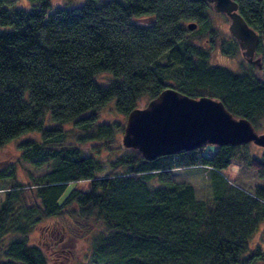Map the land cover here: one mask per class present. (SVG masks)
<instances>
[{"label":"trees","instance_id":"16d2710c","mask_svg":"<svg viewBox=\"0 0 264 264\" xmlns=\"http://www.w3.org/2000/svg\"><path fill=\"white\" fill-rule=\"evenodd\" d=\"M17 1L0 0V148L30 132L41 138L20 143L17 158L0 168V264H51L29 235L66 211L101 226L88 264H264V248L251 247L264 231V152L259 158L250 144H205L149 161L122 147L123 123L101 121L112 100L127 117L173 88L218 99L235 117L259 125L264 79L255 66L237 72L214 65L208 47L193 41L208 34L214 44L212 5L86 0L49 13L51 0H29L30 10ZM237 3L261 36L264 0ZM190 22L200 29L190 31ZM233 42L231 56L239 52ZM257 51H264L262 40ZM234 163L251 168L262 184L253 192L237 185L224 173ZM104 166L109 172L97 175ZM18 167L30 183L17 179ZM199 168L211 174L210 201L197 199L191 183L168 180L173 171ZM85 181L88 191L74 188L64 197L72 183Z\"/></svg>","mask_w":264,"mask_h":264},{"label":"water","instance_id":"95a60500","mask_svg":"<svg viewBox=\"0 0 264 264\" xmlns=\"http://www.w3.org/2000/svg\"><path fill=\"white\" fill-rule=\"evenodd\" d=\"M212 5L214 12L229 17V32L236 40L242 55L249 63L254 62L264 73L261 59L253 61L263 34L255 32L238 12L237 0H195ZM197 23L190 22L193 31ZM123 147L138 150L149 161L159 157L176 155L215 146H242L253 143L264 148V134L245 118L235 117L222 101L202 96L190 97L173 88H167L144 107L132 110L128 116L121 139Z\"/></svg>","mask_w":264,"mask_h":264},{"label":"rangeland","instance_id":"374dc122","mask_svg":"<svg viewBox=\"0 0 264 264\" xmlns=\"http://www.w3.org/2000/svg\"><path fill=\"white\" fill-rule=\"evenodd\" d=\"M86 0H51L53 8L49 11L51 13L55 7H74L79 6ZM17 8L23 10H30L32 8L29 0H18ZM210 22L212 30L217 35L215 42L211 46L210 35L205 34L202 40H198V35H193V41L196 44H204L205 47L211 51V63L214 65H220L228 67L234 71L240 72L242 68L246 66V62L239 50L235 56L229 54L227 49L228 43H234L232 35L228 30V20L226 16L221 13H216L212 8L209 11ZM188 23H186L187 25ZM198 26L194 30H199ZM193 30V31H194ZM227 41H224V40ZM243 65V66H242ZM256 68V67H255ZM255 73L257 76L264 78V74L259 72L256 68ZM180 78V77H176ZM97 81L101 85H107V75H98ZM146 103V102H145ZM115 100H112L102 111L101 121L106 120L109 122H121L126 124L127 117L122 116L114 109ZM145 105V104H143ZM144 107V106H143ZM258 134H264V119L260 121L259 125L255 127ZM34 133V134H32ZM123 132L119 135V142L122 145L121 139ZM41 138L40 133L30 132L26 133L15 140H12L5 146L0 148V168H7L12 161H14L19 152L20 143L28 140H36ZM251 151L259 158L262 157L264 148L259 147L253 143H249ZM123 147V145H122ZM125 148V147H123ZM126 149V148H125ZM210 149V148H209ZM205 153V152H204ZM208 154H211L209 151ZM236 162V161H234ZM109 167L104 166L101 172L97 175L103 176L109 172ZM42 170H34L35 175L42 174ZM224 173L229 176L230 179H235L236 184L243 189L253 192L254 189L262 184V179L251 168L246 166L240 167L237 163L232 164ZM17 179L22 183H30L29 175L20 167L17 171ZM169 181L174 182H187L194 186L197 199L203 201H210L212 197V184L211 174L207 169H191V170H176L168 176ZM158 184V183H157ZM90 182L72 183L64 194L66 197L70 191L74 188L88 191L90 189ZM3 187L2 184L0 188ZM4 198V193L0 191V200ZM101 226L94 218L84 219L78 215H73L66 211L64 214L58 217L42 220L34 231L29 235V241L33 244L40 246L49 257L51 264H88V257L90 255V248L92 242ZM263 227H260L255 237L252 240L251 247L255 248L257 245H261L264 248V231ZM42 242V243H41ZM48 243V244H47ZM1 260V257H0Z\"/></svg>","mask_w":264,"mask_h":264},{"label":"flooded vegetation","instance_id":"af4514ba","mask_svg":"<svg viewBox=\"0 0 264 264\" xmlns=\"http://www.w3.org/2000/svg\"><path fill=\"white\" fill-rule=\"evenodd\" d=\"M211 5V4H210ZM222 14V13H221ZM224 16H226V19L228 20V30H229V25H230V19H229V17L227 16V15H225L224 14ZM262 36V35H261ZM233 38V37H232ZM233 40L236 42V40L233 38ZM262 40V39H261ZM260 40V41H261ZM237 43V42H236ZM260 43V42H259ZM258 46H259V44L257 45V48H256V51H255V53H254V57H253V61L254 60H256V59H261L262 60V63H263V54H264V51H263V53H258V51H257V49H258ZM239 50H240V52H241V54H242V50L240 49V47H239ZM243 56V55H242ZM244 58V57H243ZM244 61L247 63V64H251V65H253V66H255L256 68H257V70L259 71V72H262L263 73V71L261 70V69H259V67L254 63V62H252V63H249L248 61H246L245 59H244ZM264 74V73H263ZM258 78H260L259 76H258ZM262 79H264V78H262Z\"/></svg>","mask_w":264,"mask_h":264}]
</instances>
